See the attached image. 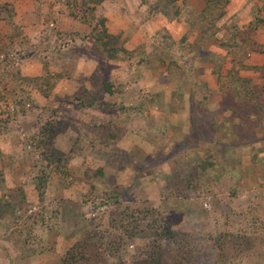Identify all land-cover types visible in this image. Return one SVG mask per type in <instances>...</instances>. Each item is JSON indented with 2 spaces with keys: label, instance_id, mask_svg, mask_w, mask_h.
I'll use <instances>...</instances> for the list:
<instances>
[{
  "label": "rangeland",
  "instance_id": "1",
  "mask_svg": "<svg viewBox=\"0 0 264 264\" xmlns=\"http://www.w3.org/2000/svg\"><path fill=\"white\" fill-rule=\"evenodd\" d=\"M149 1L105 0L96 8L94 26L107 19L123 49L109 62L98 54L93 27L70 16L69 0H0V198L16 190L27 200L14 215L1 209L0 264H60L89 234L101 237L100 247L109 253L102 264L132 262L149 240L117 231L126 212L142 219L153 210L156 216L143 226L156 220L198 249L211 237L220 243L234 238L239 248L264 237V121L252 113L256 100L238 111L241 100L231 104L225 94L229 72L240 68L231 59L246 56L244 65L259 64L249 59L256 52L237 29L250 31L256 13L264 19V0H230L229 29L202 23L204 0L181 1L179 21L167 26L171 40L160 33L168 21L164 14L176 13H151L150 5L161 0ZM253 37L264 43V27ZM235 41L243 49H235ZM218 66L230 80L223 95L216 89L208 95L217 101L213 113L208 103L201 114L205 94L195 85H222L213 72ZM239 73L255 94L264 89L260 72ZM90 80L93 95L110 81L117 86L118 96L107 95L104 110L72 103L79 85ZM190 111L192 118L198 111L197 126ZM84 124L91 126L88 149L70 162L69 174L53 172L38 137L60 126L61 138L52 146L69 152L78 140L70 125ZM114 131L123 135L118 145ZM42 170L52 171L45 189ZM114 242L120 247L112 252Z\"/></svg>",
  "mask_w": 264,
  "mask_h": 264
},
{
  "label": "trees",
  "instance_id": "2",
  "mask_svg": "<svg viewBox=\"0 0 264 264\" xmlns=\"http://www.w3.org/2000/svg\"><path fill=\"white\" fill-rule=\"evenodd\" d=\"M141 1L143 2V4H150L149 0ZM181 1L187 0H161L155 5H150L152 10L151 13H153L154 9L155 11L162 9H172L176 13H163L165 16H167L168 21H166V27L162 29L160 35L166 40H171V32L167 30V26L175 21H179L178 15H180V13L178 12L179 9L177 7V4ZM104 2L105 0H69L68 8L70 10L69 14L73 19L93 27L92 35L93 39L95 40V46L98 47V54L103 60L110 62L112 60H116L123 49H121L120 51V48L122 47L119 46L118 36L112 34L109 31L107 19L101 18L98 21L97 26H94L93 24V22L95 21L94 19L96 8L102 5ZM204 2L205 8L202 13V23L204 24V21L208 22V25H206L209 28V25H211L212 27L217 25L221 28L227 27V29H229L230 27L227 24L230 15L229 13H227L226 8L230 5V0H204ZM261 26L264 27V19H261L260 16L256 13L255 21H252V23L250 24V31H244L242 28L237 29V33L239 34V37L242 36V42L245 41V44H249V46H251L255 52L264 54V45L259 43L253 37V34ZM205 41L206 39H204L203 42ZM235 43H231V45H234L235 49L238 47H241L243 49V45H237V43ZM203 44L204 43H201L200 47H203ZM244 53L246 54V50L244 51ZM226 56H228V54ZM246 58V56L242 58L236 56V58L231 59L230 62L233 65L237 67L240 66L238 70L232 69L229 72L231 74V80L228 76L220 74V66L214 69L213 72L220 74L219 81L222 82L223 87H225L226 85V82L224 81L230 80V87H228L227 85L229 91L225 94L231 95L232 98L228 101L231 102V104H233L235 100H241L242 103L238 104L235 107V109H237L238 111L242 109L244 103L250 105V103L248 102L256 100L252 105L254 106V110L252 113H254V116H256L255 118H258L260 123L261 121H264V89L256 92L255 94L254 91H252L251 86H245V83L243 84V80L241 79L242 77L240 76L239 71L247 70L260 72L262 74V77L264 78V65L260 67L246 66L244 65ZM224 60L225 58L223 59V61ZM95 86L96 85L93 80H90L89 84L79 85V88L74 93V97L72 99V103L75 104V107L77 109L97 108L98 106H100V108L104 110V106L105 108L108 107V103L105 97L107 95H109V97L118 96V93L116 92L117 86L112 81L104 85L102 88H100V90H98V93H95V95H93L92 92H95ZM195 86V91L205 94V97L203 98L204 104L200 105V110H202V107L208 105V95H211L213 91L210 90L208 82ZM232 86H234L233 89ZM123 108L124 106L121 107V109ZM248 116L249 113L245 112L244 117L248 118ZM88 128H91V126L87 124H84L83 126L70 125V131L76 135L78 140L74 143L69 152H63L57 147V145L54 147L52 146L51 141L54 140L55 137L61 138L60 126H55L52 129L47 130L48 133L46 135H48L49 138L38 137V139L40 138L37 143L41 151L40 153L42 156H45V160L49 163V167L51 168V170L53 169V172L59 175L69 174L68 168L70 166V162H72L75 157L82 156L83 152L88 149L89 143H91V141L87 142L89 136L88 134L90 133L89 132L87 134L88 130L86 129ZM93 128L96 129V127ZM119 135L120 134L116 133L115 131L110 134V136L115 139L116 145H118V143L120 142V138L123 136ZM109 144L112 145L111 143ZM51 172L52 171L48 173L47 171L42 170L41 187L43 189H45L47 186ZM0 190L3 191L4 188L0 186ZM17 193L18 191L16 190L10 191L7 198H5V196L2 199L0 198V217L3 216V214L1 213V209L3 207L5 213H11V215H14L16 214L17 209H19L20 207L22 208L26 204V198L24 196L20 198L19 196L23 194H19L20 192L18 194ZM147 211L150 213L148 216L151 215L150 218L152 216H156V213L153 210ZM139 213L143 214L144 212L139 210ZM129 214V212H126L123 215L124 219L121 221L120 225H116L115 228L119 233H126V235L130 239L134 238L144 241L149 240V243H147L148 249L143 250L139 254L140 256H137L132 262H127L126 259H121L119 262H113L111 264H264V237L248 239L249 242H247L242 248L233 245L235 244L234 238L231 239L230 237L228 240L225 238V241L223 243H220L216 238L214 239L213 237H211L212 241L208 242L209 245L207 244V246H204L206 248L202 247L198 249L196 245L192 247L193 244L190 240H188V238H185L188 241L187 246H183L185 245L186 240L181 242V234L170 230L169 227H164L163 225H161V223L156 222V220L153 224L143 226V222L147 221V214H145L142 219H139V217L136 216V212L130 214V216ZM132 221L133 225L130 223ZM28 224L29 221L25 220L23 221L22 225ZM100 238L101 237H98L97 234L93 236L92 234L86 235L83 240H80L68 250L66 255L61 259L60 264H102L104 262L103 260L105 259L104 257L106 255H109V253L107 251L103 252V250L101 249V243L100 241H98V239ZM151 238H153V240ZM122 240L123 238L121 236L119 238V241L122 242ZM245 240H247V238H245ZM236 243H239V241H236ZM19 245L16 244L15 246L19 247ZM111 245L113 249L112 252L120 247L119 245L116 246L117 243L115 242ZM195 251L197 255H195L194 259H192V254H194ZM221 251H223L224 253H221ZM24 255L27 257L31 256L26 254ZM195 258H199V260H196Z\"/></svg>",
  "mask_w": 264,
  "mask_h": 264
},
{
  "label": "crops",
  "instance_id": "3",
  "mask_svg": "<svg viewBox=\"0 0 264 264\" xmlns=\"http://www.w3.org/2000/svg\"><path fill=\"white\" fill-rule=\"evenodd\" d=\"M238 12V11H237ZM235 13V12H234ZM233 12L231 13V14H234ZM182 28V27H181ZM262 43H263V41H262ZM261 43V44H262ZM264 44V43H263ZM199 47L197 48L198 50H200V51H202V49L201 48H203L202 46L200 47V45H198ZM194 56V55H193ZM195 56H197V55H195ZM252 56H254V57H256V59L258 60L257 62H259V64H255V62L254 63H251V64H254L253 66H256V65H264V54H261V53H254L253 55H251L250 57H249V59L252 57ZM190 57H191V55H190ZM198 57H200V56H198ZM253 57V58H254ZM202 59H200L199 61H197L198 63L201 61ZM192 65H193V67H194V69H196V68H198V66L200 65H197L196 63H192ZM260 67V66H259ZM214 71V70H213ZM246 71H243L242 73H245ZM210 73H212V71L210 72ZM241 73V74H242ZM195 74V73H194ZM192 78H190V80H191ZM205 83V82H204ZM211 84L209 83V88H210V90L211 91H213V89H216L217 90V94L216 95H223L224 93H223V90H225V87H223L222 85H216V87H214V85L212 86H210ZM221 92V93H220ZM211 94H213V92L211 93ZM217 101L216 100H209V105H208V107H209V109H210V111L213 113V105H215V103H216ZM187 105V104H186ZM187 106H189V102H188V105ZM184 110H186L187 109V107L186 108H183ZM189 110H190V108H189ZM188 110V111H189ZM187 111V110H186ZM200 112L199 113H201L202 114V110H199ZM198 114V111L196 112V114L194 115V116H196ZM192 115H193V112L191 111V115H190V118H189V120L191 121V123L193 124V123H195L196 124V126H197V124H199L198 123V121L196 122L195 121V119H194V116H193V118H192ZM185 116H186V114H185V112H184V114H182V117H180L179 116V114H178V117H177V120H179V119H181L182 120V118H185ZM172 117H173V115H172ZM171 116L169 117V118H172ZM197 119H199V117H198V115H197ZM170 120V119H169ZM170 122H171V120H170ZM182 129H183V127H181Z\"/></svg>",
  "mask_w": 264,
  "mask_h": 264
}]
</instances>
